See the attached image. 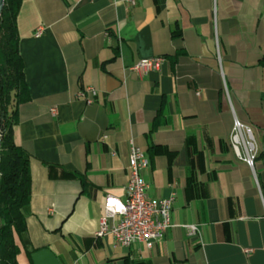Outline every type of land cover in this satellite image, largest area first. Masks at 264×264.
Instances as JSON below:
<instances>
[{"label":"crops","instance_id":"obj_1","mask_svg":"<svg viewBox=\"0 0 264 264\" xmlns=\"http://www.w3.org/2000/svg\"><path fill=\"white\" fill-rule=\"evenodd\" d=\"M16 27L27 249L60 264H264V0H21ZM155 56L159 71L129 70ZM235 120L253 167L232 149ZM131 145L147 195L174 196L151 249L94 235L105 196L125 198Z\"/></svg>","mask_w":264,"mask_h":264},{"label":"trees","instance_id":"obj_2","mask_svg":"<svg viewBox=\"0 0 264 264\" xmlns=\"http://www.w3.org/2000/svg\"><path fill=\"white\" fill-rule=\"evenodd\" d=\"M20 2L4 0L0 15V264H20V255L32 264L31 253L42 249H27L23 240L31 177L28 159L13 140L17 107L28 99L16 27Z\"/></svg>","mask_w":264,"mask_h":264},{"label":"built area","instance_id":"obj_3","mask_svg":"<svg viewBox=\"0 0 264 264\" xmlns=\"http://www.w3.org/2000/svg\"><path fill=\"white\" fill-rule=\"evenodd\" d=\"M121 1L128 7L134 6L137 2V0ZM40 33L41 29L38 28L35 36H39ZM164 61L165 58L162 56L141 58L129 70L142 77L151 71H159ZM87 91L93 96L96 95L93 88ZM80 95L83 96V92ZM230 143L237 157L253 167L257 149L250 129L235 120ZM148 164L144 151L131 145L128 153L126 194L123 200L120 199L127 207V212L113 215L114 208L112 210L106 208L110 196L106 195L103 203L104 214L94 233L96 238L110 236L116 245L128 247L142 244L147 249H151L156 242L164 238L165 233L172 226L170 212L174 196L158 199L147 195L148 185L141 172L148 167ZM188 229L193 233L196 227L190 225Z\"/></svg>","mask_w":264,"mask_h":264},{"label":"water","instance_id":"obj_4","mask_svg":"<svg viewBox=\"0 0 264 264\" xmlns=\"http://www.w3.org/2000/svg\"><path fill=\"white\" fill-rule=\"evenodd\" d=\"M4 0H0V15L3 9ZM1 137V135H0ZM32 264H60L55 254L48 248H42L34 251L30 255Z\"/></svg>","mask_w":264,"mask_h":264},{"label":"clouds","instance_id":"obj_5","mask_svg":"<svg viewBox=\"0 0 264 264\" xmlns=\"http://www.w3.org/2000/svg\"><path fill=\"white\" fill-rule=\"evenodd\" d=\"M107 191L112 193L116 190L108 189ZM118 192L120 196L124 194L123 189H119ZM106 208L109 210H112L114 208L113 215H115V213L124 214L127 212V207L125 206V204L120 199H117L112 195H110L107 199Z\"/></svg>","mask_w":264,"mask_h":264}]
</instances>
